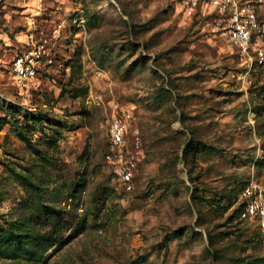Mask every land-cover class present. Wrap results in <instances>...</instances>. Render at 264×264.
I'll return each instance as SVG.
<instances>
[{
  "label": "rangeland",
  "instance_id": "obj_1",
  "mask_svg": "<svg viewBox=\"0 0 264 264\" xmlns=\"http://www.w3.org/2000/svg\"><path fill=\"white\" fill-rule=\"evenodd\" d=\"M219 22L178 0H0V229L52 234L37 264H264L244 194L264 202V65ZM32 33L48 42L22 88ZM123 109L140 130L128 184L108 157Z\"/></svg>",
  "mask_w": 264,
  "mask_h": 264
},
{
  "label": "built area",
  "instance_id": "obj_2",
  "mask_svg": "<svg viewBox=\"0 0 264 264\" xmlns=\"http://www.w3.org/2000/svg\"><path fill=\"white\" fill-rule=\"evenodd\" d=\"M187 15L209 14L217 16L222 34L235 44L243 57L251 65H264V0H178ZM215 6L210 11L207 6ZM47 38L37 41L30 34L28 48L17 54L12 63L16 82L22 88L28 87L37 76L46 51ZM111 151L109 159L115 158V171L123 183L133 180L137 167V154L128 149L129 146L139 147L140 130L133 128L131 114L126 109L113 116L109 128ZM138 153V151H137ZM254 183L246 186V215L264 216V202L258 194Z\"/></svg>",
  "mask_w": 264,
  "mask_h": 264
},
{
  "label": "trees",
  "instance_id": "obj_3",
  "mask_svg": "<svg viewBox=\"0 0 264 264\" xmlns=\"http://www.w3.org/2000/svg\"><path fill=\"white\" fill-rule=\"evenodd\" d=\"M44 219L48 224L60 225L50 214H46ZM52 237V234L45 235L30 227L27 222H19V225L11 222L7 228L0 229V259L10 260L9 264H37L53 244Z\"/></svg>",
  "mask_w": 264,
  "mask_h": 264
}]
</instances>
